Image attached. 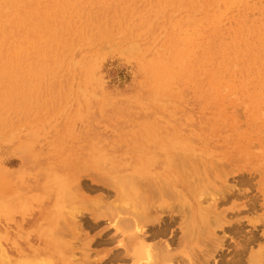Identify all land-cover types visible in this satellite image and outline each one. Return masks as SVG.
Wrapping results in <instances>:
<instances>
[{
	"label": "rangeland",
	"instance_id": "1",
	"mask_svg": "<svg viewBox=\"0 0 264 264\" xmlns=\"http://www.w3.org/2000/svg\"><path fill=\"white\" fill-rule=\"evenodd\" d=\"M259 256L264 0H0V264Z\"/></svg>",
	"mask_w": 264,
	"mask_h": 264
},
{
	"label": "bare ground",
	"instance_id": "2",
	"mask_svg": "<svg viewBox=\"0 0 264 264\" xmlns=\"http://www.w3.org/2000/svg\"><path fill=\"white\" fill-rule=\"evenodd\" d=\"M126 51H127V50H126ZM176 154H177V153H176ZM176 154H175V155H176ZM174 157H175V156H174ZM175 158H176V157H175ZM176 159H177V158H176ZM177 160H178V159H177ZM177 160H175V162H177ZM180 161H181V160H180ZM175 168L177 169V166H176ZM185 168H187V167H185ZM185 168H182V169L184 170ZM188 170H189V169H188ZM194 170H195V169H194ZM178 171H179V170H178ZM186 172H187V171H186ZM188 172H189V171H188ZM188 172H187V173H188ZM193 172H194V171H193ZM77 173H78V172H77ZM190 173H191V172H190ZM199 173H200V172H198V174H199ZM128 174H129V173H128ZM193 174H194V173H193ZM195 174H196V173H195ZM129 175H130V174H129ZM132 175H133V174H132ZM130 176H131V175H130ZM186 176H188V174H187ZM186 176H185V177H186ZM198 176H199V175H198ZM126 177H127V176H126ZM135 177H137V176L135 175ZM191 177H192V176H191ZM196 177H197V176H196ZM132 178H134V176H133ZM132 178H131L130 180H129V178H128L127 180L132 181ZM135 179H137V178H134L133 181H134ZM138 179H139V178H138ZM199 179H200V176H199ZM118 180H119V179H118ZM127 180H126V181H127ZM114 181H115V180H114ZM129 181H128V182H129ZM135 181H136V180H135ZM135 181H134V182H135ZM191 181H192V180H191ZM164 182H166V180H165ZM192 182H193V181H192ZM192 182H191V183H192ZM120 183H121V180H120ZM126 183H127V182H126ZM167 183H169V182H167ZM187 183H188V182H187ZM189 183H190V182H189ZM195 183H196V182H195ZM127 184H128V183H127ZM129 184H130V183H129ZM129 184H128V186L131 187ZM165 184H166V183H165ZM165 184H164V185H165ZM196 184H198V183H196ZM111 185H112V184H111ZM118 185H119V181H118ZM131 185H132V187H133L134 189L136 188V186H135V187L133 186V183H132V182H131ZM157 185H158L157 187H158V188L160 187V189L164 186V185H163V186H162V185L159 186L160 184H157ZM113 186H115V185H113ZM189 186H190V185H189ZM189 186H188V187H189ZM196 186H197V185H196ZM116 187H117V186H116ZM119 187H120V186H119ZM122 187H123V186H122ZM132 187H131V188H132ZM171 187H172V186H171ZM192 187H193V186H192ZM124 188H125V187H124ZM126 188H127V186H126ZM131 188H130V189H131ZM133 188H132V190H134ZM166 188H167V187H166ZM166 188H165V187L163 188V191H162L163 193H165V191L167 190ZM173 188H174V187H173ZM173 188H172V189H173ZM121 189H123V188H121ZM127 189H128V188H127ZM172 189H171V190H172ZM174 189H177V188H174ZM174 189H173V190H174ZM193 189H194V188H193ZM196 189H197V188H196ZM201 189H202V188H201ZM137 190H138V189H137ZM137 190L135 189L134 191H137ZM168 190H170V187H169ZM173 190H172V191H173ZM65 191H66V190H65ZM67 191H68V190H67ZM134 191H133V192H134ZM188 191H189V189H188ZM118 192H119V191H118ZM123 192H124V191H123ZM166 192H167V191H166ZM185 192H186V191H185ZM68 193H69V192H68ZM70 193H71L70 195L73 194L72 192H70ZM124 193H125V192H124ZM127 193H128V191H127ZM139 193H140V192L137 191V196H138ZM159 193H160V190H159ZM167 193H168V192H167ZM177 193H178V192H177ZM177 193H176V194H177ZM180 193H181V192H180ZM194 193H196V192H194ZM141 194H142V193H141ZM160 194H162V193H160ZM65 195H66V194H65ZM121 195H122V194H121ZM135 195H136V192H135ZM171 195L173 196V194H171ZM180 195H181V194H180ZM180 195H179V197L177 196L178 199L183 197V196H182L183 194L181 195L182 197H180ZM73 196H74V195H73ZM127 196L129 197V195H127ZM162 196H163V195H162ZM64 197H65V196H64ZM67 197H68V196H67ZM67 197H66V198H67ZM69 197H72V196H69ZM175 197H176V196H175ZM66 198H65V199H66ZM121 198H122V197H121ZM130 198H131V197H130ZM132 198H133V197H132ZM138 198H140V197H138ZM184 198H185V195H184ZM73 199H74V197H73ZM122 199L124 200V198H122ZM186 199H187V198H186ZM186 199H185V200L182 199V200H183L184 202H186V201L188 200V199H187V200H186ZM198 199H199V197H198ZM69 200H72V198H70ZM69 200H68V201H69ZM76 200H77V198H76ZM182 200L180 199V201H182ZM199 200H200V202H201V199H199ZM68 201H67V202H68ZM73 201H75V200H73ZM180 201H179V202H180ZM131 202H132V201H131ZM71 203H72V202H71ZM121 203L123 204V201H121ZM126 203H127V202H125L124 205H125ZM128 203H130V202H128ZM128 203H127V204H128ZM118 204H120V203H118ZM122 204H121V205H122ZM170 204H171V203H170ZM186 204H187V203H186ZM188 204H189V203H188ZM188 204H187V205H188ZM124 205H123V206H124ZM183 205H184V204H183ZM116 206H117V204H116ZM118 206H119V205H118ZM191 206H192V205H191ZM133 207H134V208H137V207L134 206V203H133ZM181 207H182V206H181ZM181 207H180V208H181ZM60 208H61V207H60ZM121 208H122V207H121ZM125 208H126V207H125ZM127 208H128V207H127ZM183 208H184V207H183ZM186 208H187V207H186ZM56 209H57V208H56ZM58 209H59V208H58ZM58 209H57V210H58ZM129 209H131V207L128 208V210H129ZM132 209H133V208H132ZM174 209H175V208H174ZM135 210H136V209H135ZM183 210H184V209H183ZM189 210H190V209H189ZM55 211H56V210H55ZM58 211H59V210H58ZM58 211H57V212H58ZM130 211H131V210H130ZM139 211H141V210H139ZM173 211H174V210H173ZM181 211H182V210H181ZM190 211H191V210H190ZM133 212H135L134 209H133ZM136 212H138V211H136ZM174 212H175V211H174ZM202 213H203V212H202L200 209H196V210H194V215H195V217H194V215H193V217H192L193 220H192L191 223H190L191 231H190L189 235H190V239H191V240H194V238H196L197 241H199V239H200V234H201V231H202V230L200 231V229H201L200 226H199V228L196 227V224L198 223L196 217L198 216V217H199V220H200V221H203L202 216H201ZM139 214H140V212H139ZM139 214L137 213V214H134V215L137 216V215H139ZM204 214H205V213H204ZM141 215H142V214H140V217H141ZM184 215H185V214H184ZM184 215H183V216H184ZM205 215H206V214H205ZM130 216H131V215H130ZM143 217H145V216H143ZM154 217H155V216H154ZM155 218H156V217H155ZM157 218H158V217H157ZM182 218H183V217H182ZM127 219H129V218H127ZM127 219H126V220H127ZM136 219H137V218H136ZM140 219H142V217H141ZM189 219H190V218H189ZM189 219H187V221H188ZM208 219H209V218H208ZM154 220H155V219H154ZM157 220H158V219H157ZM182 220H183V223H184V219H182ZM130 221H131V220H130ZM159 221H160V220H159ZM163 221H164V220H163ZM125 222H126V221H125ZM125 222L121 223V225L123 226ZM172 222H173V221H172ZM170 224H171V223H170ZM172 224H173V223H172ZM186 224H187V223H186ZM188 224H189V223H188ZM135 225H136V224H135ZM168 226H170V225L168 224ZM187 227H188V226H187ZM118 228H120V227H118ZM164 229H165V226H164ZM186 229H187V228H186ZM118 230H119V229H118ZM138 230H139V229H138ZM162 230H163V229H162ZM182 230H183V229H182ZM121 231H122V230H121ZM121 231H120V232H121ZM123 231H124V230H123ZM158 231H159V230H158ZM165 231H167V229H166ZM186 231H187V230H185V232H186ZM55 232H56V231H55ZM163 232H164V230H163ZM157 233H158V232H157ZM186 233H187V232H186ZM161 234H162V233H161ZM202 234H203V233H202ZM183 235H184V234H183ZM203 235H204V234H203ZM208 235H209V234H208ZM212 235H213V234H212ZM184 237H185V236H184ZM203 237H204V236H203ZM214 237H215V236H214ZM185 238H186V237H185ZM185 238H184V239H185ZM201 238H202V236H201ZM204 239H206V237H205ZM210 239H211V238H210ZM174 240H175V239H174ZM182 241H183V240H182ZM200 241H201V239H200ZM142 244H143V243H142ZM169 244H170V243H169ZM176 244H177V243H176ZM167 245H168V244H167ZM177 245H178V244H177ZM64 246H65V245H64ZM142 246H143V245H142ZM142 246H141V247H142ZM168 246H169V245H168ZM171 246H172V245H171ZM65 247H66V246H65ZM149 247H150V246H149ZM169 247H170V246H169ZM169 247H167V248H169ZM175 248H176V247H175ZM180 248H181V247H180ZM138 249H139V248H138ZM149 249H150V248H146V247H145L144 250H141V248H140V250L142 251V252H141L142 254L139 253L140 250H139V251L136 250V251H135V255H137V257H135V256H134V257L138 259V258H139V255L142 256L144 253L147 252V253L149 254V258H150L152 252L150 253ZM151 249H152V248H151ZM164 249H165V248H164ZM178 249H179V248H178ZM160 250H161V249H160ZM191 250H192V249H191ZM143 251H144V253H143ZM163 251H164V250H163ZM206 251H207V249H206ZM156 252H157V250H156ZM168 252H169V251H168ZM192 252H193V250H192ZM208 252H210V251L208 250ZM136 253H137V254H136ZM161 253H162V251H161ZM189 253H190V252H189ZM157 254H158V253H157ZM191 254H193V253H191ZM194 254H195V252H194ZM200 254H201V253H199V255H200ZM209 254H210V253H209ZM154 256H155V254H154ZM157 256H158V255H157ZM196 256H197V255H196ZM196 256L193 255L192 257L195 258ZM201 256H202V255H201ZM204 256H205V255H204ZM204 256H203V257H204ZM142 257H143V256H142ZM172 257H173V256H172ZM179 257H180V256H179ZM189 257H191V255H190ZM203 257H202V258H203ZM205 257H206V256H205ZM259 257H260V256H259ZM140 258H141V257H140ZM149 258H147V259H149ZM156 258H158V257H156ZM196 258H197V260H196L197 262H196L195 260H194V261H195V263H198V262H199L198 257H196ZM256 258H257V257H255V259H256ZM142 259H143V258H142ZM162 259H164V258H163V255H160L159 260H162ZM169 259H170V258H169ZM171 259H172V258H171ZM173 259H174V258H173ZM186 259L188 260L189 258H186ZM205 259H206V258H205ZM261 259H262V260H261ZM149 260H150V259H149ZM177 260H178V259H177ZM183 260H184V259H183ZM183 260H182V261H183ZM207 260H208V259H207ZM256 260H257V259H256ZM259 260L263 261L264 259L260 257ZM146 261H147V260H146ZM146 261H145V262H146ZM151 261H152V260H151ZM151 261H150V262H151ZM178 261H179V260H178ZM190 261H191V259H190ZM239 261H240V259H239ZM239 261H238V262H239ZM261 261H260V263H261ZM41 262H42V261H41ZM155 262H156V261H155ZM165 262H166V261H165ZM205 262H206V261H205ZM91 263H92V262H91ZM91 263H90V264H91ZM179 263H180V262H179ZM183 263H184V262H183ZM189 263H190V262H189ZM230 263H231V262H230ZM254 263H255V264H260L259 261H256V262H254ZM44 264H45V263H44ZM99 264H100V263H99ZM154 264H157V262L154 263ZM158 264H159V263H158ZM169 264H170V263H169ZM191 264H192V262H191ZM199 264H201V263H199Z\"/></svg>",
	"mask_w": 264,
	"mask_h": 264
}]
</instances>
